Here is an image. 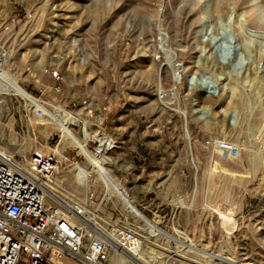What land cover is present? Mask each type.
I'll return each instance as SVG.
<instances>
[{"label":"rangeland","instance_id":"rangeland-1","mask_svg":"<svg viewBox=\"0 0 264 264\" xmlns=\"http://www.w3.org/2000/svg\"><path fill=\"white\" fill-rule=\"evenodd\" d=\"M2 49L0 150L62 156L58 196L106 232L133 225L151 264H264V0H0ZM10 81L69 114L85 145L116 141L91 187L87 159Z\"/></svg>","mask_w":264,"mask_h":264},{"label":"built area","instance_id":"built-area-1","mask_svg":"<svg viewBox=\"0 0 264 264\" xmlns=\"http://www.w3.org/2000/svg\"><path fill=\"white\" fill-rule=\"evenodd\" d=\"M5 63L2 49L0 76ZM50 74L54 85L47 91L55 96L62 91V76L57 71ZM30 96L39 102L38 117L45 115L48 107L56 110L47 98ZM209 144L232 158L239 154L238 148L225 139H212ZM115 148L116 141L104 133L89 137L82 153L89 163L88 171L94 170V160L102 165ZM66 160L76 162L74 158ZM62 164V156L53 153L36 152L29 159L0 156V264H109L113 252L123 255L141 246L133 225L117 231L114 247L86 224L84 202L72 206L53 197L58 194L51 186Z\"/></svg>","mask_w":264,"mask_h":264},{"label":"bare ground","instance_id":"bare-ground-1","mask_svg":"<svg viewBox=\"0 0 264 264\" xmlns=\"http://www.w3.org/2000/svg\"><path fill=\"white\" fill-rule=\"evenodd\" d=\"M9 84H10V87H9L10 90L15 95H17L21 99H23L26 103H28L29 105H31L33 107V111L36 113V109L39 106V102L36 101V100H33L31 98V96H30V93H28L16 81H12V82L10 81ZM53 113L54 114H52L51 111L47 110L46 111V114H45V118L44 119H41V120L43 121L45 119H49L51 122H53L57 126H59V128L61 129V132L64 133V135H65L64 137L68 141V143L73 144L80 153H84V150H85L84 149V147H85L84 140H81L79 137H77V135H75L73 133L72 128L70 127L71 124H68V122H65V120L67 119V117H69V120L72 117H70L69 114H66V113H64V114L63 113L60 114V113H56V112H53ZM73 122H76V121L74 120ZM73 122H71V123H73ZM0 156L6 157L7 159H12V157H13V155L11 156L10 154H8V153H6V152H4L2 150H0ZM227 157H229V155ZM98 163H100V161H95V160L93 161L94 169L96 167V169H98V171H100V166H99ZM76 166H77L76 173L78 175V176L77 175L76 176L78 177V181L82 185H84V187L90 186L91 183H92L91 182L92 180L90 178H88V174L91 175L92 174V171L89 172L86 167L84 168V167L80 166V163H78V162H76ZM82 185H80V186H82ZM51 187H52L53 190H56V189H54L55 188V184L53 186H51ZM53 197L56 200L60 201V202H63V203L65 202L58 195H53ZM126 201H127L128 208L131 211H133L134 213H136V215L145 224H147L149 226L151 224V226H150V232L151 233H158V234H161V235L164 234V232L161 229L158 228V226L156 225V223H153L152 224V221L150 219H148L132 202H130L127 199H126ZM65 203H67V202H65ZM84 220H85L86 224L88 226H90L94 231H96L100 236H102L105 240H107L114 247H117V244H116L117 242L116 241L118 239V237H117V231L118 230L116 232H106V231H104L101 227H99L97 225V223L94 221V218L92 216L86 215ZM181 243L186 245L185 242H181ZM189 246L190 245H186L185 248H188ZM208 257L212 261L218 260V261H221L223 263H229V261H230V260H228L226 258H220L219 256L214 255V254H210ZM109 264H151V262L149 261V259H146L145 258L142 247L138 245V246L132 248L129 252L128 251L124 252L123 255L120 254V253H118V252H116V251L113 252L111 254V256H110Z\"/></svg>","mask_w":264,"mask_h":264}]
</instances>
